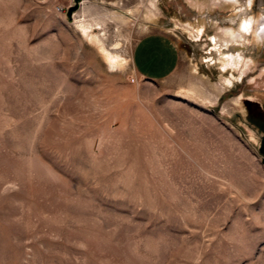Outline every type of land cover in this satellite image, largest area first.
<instances>
[{"label": "rangeland", "instance_id": "374dc122", "mask_svg": "<svg viewBox=\"0 0 264 264\" xmlns=\"http://www.w3.org/2000/svg\"><path fill=\"white\" fill-rule=\"evenodd\" d=\"M263 18L264 0H0V264H264ZM160 30L180 60L150 81L131 50Z\"/></svg>", "mask_w": 264, "mask_h": 264}, {"label": "crops", "instance_id": "0c3cea01", "mask_svg": "<svg viewBox=\"0 0 264 264\" xmlns=\"http://www.w3.org/2000/svg\"><path fill=\"white\" fill-rule=\"evenodd\" d=\"M179 60L178 46L164 30L143 34L131 50V62L135 72L150 81L171 75L176 70Z\"/></svg>", "mask_w": 264, "mask_h": 264}, {"label": "bare ground", "instance_id": "6f19581e", "mask_svg": "<svg viewBox=\"0 0 264 264\" xmlns=\"http://www.w3.org/2000/svg\"><path fill=\"white\" fill-rule=\"evenodd\" d=\"M249 21L250 20H246V19L243 20L241 22V24H240V27H239L238 31L235 34H233V33L230 34L229 35V39L223 41L224 43H228L229 42V46L228 47L229 48L232 47L231 51H237L238 52V50H240V49L243 48V44H242L240 38H243V34L242 33H247L251 29L250 28V24L251 23ZM260 23L262 24V21ZM212 40L214 42H216L217 41V37H213ZM227 58H224L222 60V68L223 69L227 68V66L234 67L240 61V55H239V53H237V54L230 53Z\"/></svg>", "mask_w": 264, "mask_h": 264}, {"label": "water", "instance_id": "95a60500", "mask_svg": "<svg viewBox=\"0 0 264 264\" xmlns=\"http://www.w3.org/2000/svg\"><path fill=\"white\" fill-rule=\"evenodd\" d=\"M259 152L263 154L264 157V135H262L260 139Z\"/></svg>", "mask_w": 264, "mask_h": 264}]
</instances>
